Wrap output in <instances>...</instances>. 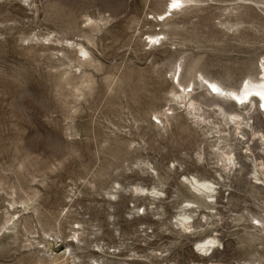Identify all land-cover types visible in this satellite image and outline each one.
Instances as JSON below:
<instances>
[{
    "label": "rangeland",
    "instance_id": "1",
    "mask_svg": "<svg viewBox=\"0 0 264 264\" xmlns=\"http://www.w3.org/2000/svg\"><path fill=\"white\" fill-rule=\"evenodd\" d=\"M167 7L0 0V264H264V185L244 148L258 140L246 129L251 142L239 144L207 107L208 84L194 94L201 119L190 116L169 73L181 62L185 86L204 74L230 92L262 78L264 0H207L156 21ZM68 41L90 53L82 66L65 55ZM259 107L250 125L264 132ZM193 175L215 181L213 204L182 179ZM209 238L218 249L202 255L195 245Z\"/></svg>",
    "mask_w": 264,
    "mask_h": 264
},
{
    "label": "bare ground",
    "instance_id": "2",
    "mask_svg": "<svg viewBox=\"0 0 264 264\" xmlns=\"http://www.w3.org/2000/svg\"><path fill=\"white\" fill-rule=\"evenodd\" d=\"M166 1L168 3V7L170 6V4H171V7L170 8L167 7V10L163 13L156 14V16H154V19L156 21L162 20V23H166L167 21H169L171 18H174V16H176L179 13H182L185 11L199 10L202 8L204 4L207 3V0H166ZM168 12L170 13L169 15H171L170 18H166L165 16ZM158 18H160V20ZM159 36L160 34H151L149 35V38L152 41H155L156 43H160V46H161L163 42L159 40ZM65 44H67L65 46L66 47L65 55L69 53H71V55L75 54V59L80 64V66H82L84 62L88 61L90 57V53L88 52V50L85 49V47H83L80 44L76 45L75 43L70 42V41H68ZM69 59L70 58H68V60ZM197 66L198 64L196 65V67ZM198 72L199 71H197V73ZM169 73L171 74L173 81L174 79L178 78L179 89L178 90H175L174 88L171 89V96L173 98V101H176V103L180 106H184L190 116L195 117L198 120H200L202 117L199 111L202 110L203 107L201 104H199V100L194 97V94L197 92L196 87L202 88L203 84L206 83L212 90L211 99L209 100L213 102V103H210V105H207V107L212 108V109L214 108L213 110H215L216 112L217 111L220 112L221 116L222 115L224 116L228 124L230 122L234 125V127L236 128V134L238 135L237 137H239L237 138L239 141V144H242V145L249 144L251 141H255L256 139L258 140V143L256 144V146L249 145L244 148H246L245 155L252 157L254 159V163L256 164L255 165L256 173H255V178H254L256 181L255 184L264 185V160H263L264 159V132L261 130H256L254 129L253 126L250 125V121L252 120L251 113H252L254 104L258 102L260 104L259 108L264 109V62L261 63V66L258 65V75H262V78L260 79L257 78L256 80V79H253L252 77H246L245 80H247V82L244 84L241 92H235L234 90L231 92L227 91L228 89L224 88L221 83H218L216 81V78L206 77L204 74H201V72H200L201 74L200 76H197V75L194 76L197 78L195 79V81H191V83L193 82L191 86L190 84L185 86L183 84L184 68L181 62H178ZM224 75L227 81H230L233 78V74L231 70H227ZM190 87H192L191 90L188 89ZM143 89L146 91L147 95H151L152 92L150 89H146L145 87ZM254 94L257 95L258 97L253 98L252 96H254ZM220 99H223L221 100L223 102H220ZM222 103H228L229 105H232V106L234 105V107L237 110H239L240 107L243 108V107H246L247 105L250 108L249 109L243 108V110L241 111L235 110V112L234 111L227 112L223 108ZM246 129L247 130L249 129L252 132L251 133L252 140L250 141L248 139L247 142H246L247 135L245 134ZM258 155H260V157H258ZM221 161L225 164V168L231 169V167L235 165V162H236V156H235L234 151L223 152V155H221ZM182 179L184 180V182L188 183L190 188L198 196L203 197L207 203L213 204L215 202L217 187H216L214 180L200 179L196 177L195 175L189 176V177L183 176ZM134 189L136 192L140 191L143 194H159V192L156 189H147V188H138V187ZM185 207L192 209L195 207V204L193 202H187L185 204ZM11 221H13V219L8 220L7 224H9ZM179 222L181 223L183 227H185L186 230H190L192 228V226L190 225L191 216H188L187 214L182 215ZM259 223L260 225H262L261 221H259ZM4 229H6V226H4L3 230ZM218 244H219V241L216 238H209L204 241L196 243L195 246L202 253V255L204 254L209 255L210 253H212L211 255H213L218 249ZM49 245H51V243H49Z\"/></svg>",
    "mask_w": 264,
    "mask_h": 264
}]
</instances>
